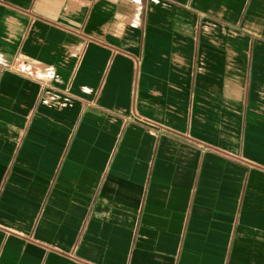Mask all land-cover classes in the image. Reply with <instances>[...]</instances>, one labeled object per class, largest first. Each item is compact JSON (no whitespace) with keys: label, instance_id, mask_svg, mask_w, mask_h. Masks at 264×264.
<instances>
[{"label":"crops","instance_id":"0c3cea01","mask_svg":"<svg viewBox=\"0 0 264 264\" xmlns=\"http://www.w3.org/2000/svg\"><path fill=\"white\" fill-rule=\"evenodd\" d=\"M0 264H264V0H0Z\"/></svg>","mask_w":264,"mask_h":264}]
</instances>
